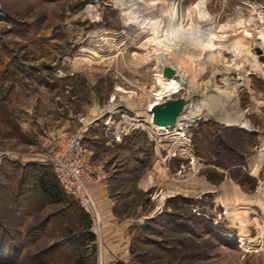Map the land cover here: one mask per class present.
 Returning a JSON list of instances; mask_svg holds the SVG:
<instances>
[{
    "label": "rangeland",
    "instance_id": "rangeland-1",
    "mask_svg": "<svg viewBox=\"0 0 264 264\" xmlns=\"http://www.w3.org/2000/svg\"><path fill=\"white\" fill-rule=\"evenodd\" d=\"M128 1L0 0V264H264V0H138L135 10ZM171 25L193 35L211 26L222 49H163ZM166 65L187 86L157 80ZM176 91L188 100L182 129H155L149 110ZM222 111L236 116L226 125L259 134L241 141L244 161L231 168L192 143L203 123L223 125ZM73 133L111 173L98 182L103 202L92 196L85 210L96 249L73 243L81 229L70 206L50 203L33 180L19 187L21 167L51 166ZM176 239L202 257L185 258L195 252Z\"/></svg>",
    "mask_w": 264,
    "mask_h": 264
},
{
    "label": "trees",
    "instance_id": "trees-1",
    "mask_svg": "<svg viewBox=\"0 0 264 264\" xmlns=\"http://www.w3.org/2000/svg\"><path fill=\"white\" fill-rule=\"evenodd\" d=\"M210 123L214 126L213 130L205 128L209 125V121H207L203 123L199 130L195 131L192 135V143L195 147V150H197V153L199 154L205 152L206 150L209 151L218 160L214 164L222 168H231L241 165L244 161V153L240 148L241 141H243V139H247L257 144L259 134L253 130L249 131L235 125H226L223 123L221 126L215 122ZM220 132H222V134ZM200 134L203 135V140L198 139ZM200 141H204L206 146L200 148V146L197 144ZM21 168L23 170V174L19 187L21 188L25 181L33 180L35 185H37L41 195L45 197L50 203L70 206L69 209L71 211L70 213L72 214L71 223L74 226L76 225L78 229H81L80 232L75 234L73 243H76L82 249H87L91 246L93 249H96V234L91 228L92 219L90 213L85 211L79 200L73 201L74 198L72 195L68 194L62 184H60L55 170H53L49 165H42L39 163H30L28 166ZM18 191H20V189H18ZM174 225L175 224L173 223V226ZM0 238L2 237L0 236ZM179 242L183 246H186V248H191V250L195 252V254H192V256L186 255L187 257L185 258H194L196 255H198V258L202 257L200 255L202 248L199 247L198 244L186 245L181 239L175 240V243ZM137 249L138 246L132 243L130 251L133 255L137 253ZM116 264H125V262L121 260Z\"/></svg>",
    "mask_w": 264,
    "mask_h": 264
},
{
    "label": "built area",
    "instance_id": "built-area-1",
    "mask_svg": "<svg viewBox=\"0 0 264 264\" xmlns=\"http://www.w3.org/2000/svg\"><path fill=\"white\" fill-rule=\"evenodd\" d=\"M48 162L65 191L79 200L86 211L94 207L90 185L98 184L101 174L92 162V153L80 133H73L53 152Z\"/></svg>",
    "mask_w": 264,
    "mask_h": 264
},
{
    "label": "bare ground",
    "instance_id": "bare-ground-1",
    "mask_svg": "<svg viewBox=\"0 0 264 264\" xmlns=\"http://www.w3.org/2000/svg\"><path fill=\"white\" fill-rule=\"evenodd\" d=\"M138 4H139V1L138 0H129L128 1V5H130L134 10L136 9V6L137 7H140V6H138ZM142 6V5H141ZM139 9H141V8H139ZM143 9H145V11H151L152 12V9H151V7L147 4V5H145V7L143 8ZM173 12H174V10H173ZM148 14H149V12H148ZM203 16L205 17V18H209V17H211L212 15L207 11V10H204V12H203ZM148 19V18H147ZM152 22H154L155 23V21H152L151 19H149V21H147V23H152ZM146 26V25H145ZM149 27H151L150 25H149ZM210 29H213L211 26H207V27H205V31L203 32V31H201V32H203V33H201V32H199V31H197V33H196V35H193L192 33H191V31H189V33H191V34H189L188 32H186V31H182V30H178V28L176 29L175 28V26L174 25H171L168 29H166V30H162L161 32V34H160V36L161 37H163V38H161V40H159V41H157V43H158V45H160V47H162L163 49H168V48H170L171 46H172V43L173 42H181V43H184V44H187V45H192V46H195V47H198V46H200V45H202V46H204V50L205 51H214V50H217V49H219V48H221V46L219 47V45L217 44V41L219 40V39H221L220 38V34H218V30L217 31H212V34H210V33H208L207 32V30H210ZM210 34V35H209ZM213 36V37H212ZM264 38V37H263ZM264 40V39H263ZM263 44H264V41H263ZM171 45V46H170ZM238 45V44H237ZM240 46H244L242 43L240 44ZM239 47V46H238ZM222 49V48H221ZM264 52V51H263ZM155 77H156V79L157 80H159V81H161V82H165L166 80H167V77L166 76H164L162 73H156L155 74ZM174 78H173V84L174 85H177V89H179L180 88V86H181V83H180V80H183V79H179V77L178 76H173ZM175 78H177V79H175ZM200 103V102H199ZM203 106L202 105H200V104H196V106H195V108H193V110L191 111L192 112V116H199V117H202V115H201V108H202ZM209 113V115H211V116H215V113L213 112V111H208ZM214 113V114H213ZM219 113V112H218ZM207 114V115H208ZM204 117V116H203ZM184 118L185 117H182L180 114L178 115V118H177V124L176 125H174V126H171V127H166V126H162V127H160V126H158V125H156V124H154L152 121H151V125L155 128V129H158V130H162V129H164V131H166V132H177L178 130H180V129H182L181 127H182V125H183V120H184ZM236 116H234V115H231L230 114V117H229V115L227 116V118H224V119H226V120H228V121H230V122H234V121H236ZM223 119V120H224ZM237 120L238 121H240V122H243L241 119L239 120L238 118H237ZM163 131V130H162ZM246 199V198H245Z\"/></svg>",
    "mask_w": 264,
    "mask_h": 264
},
{
    "label": "water",
    "instance_id": "water-1",
    "mask_svg": "<svg viewBox=\"0 0 264 264\" xmlns=\"http://www.w3.org/2000/svg\"><path fill=\"white\" fill-rule=\"evenodd\" d=\"M257 53L264 57L262 48L258 47ZM162 74L166 77H173L176 74V69L170 65H166L163 68ZM180 83L182 87L187 86L185 80H180ZM187 103L188 100L183 94H179V91H176L173 94H165L163 99L155 104L153 109L149 110V114L152 116V122L160 127H171L176 125L178 115L186 110ZM219 116H222L220 121L227 124V122L223 120L224 118H227V114L221 112L217 114V117ZM198 120L199 121H195L197 124L202 121L201 119Z\"/></svg>",
    "mask_w": 264,
    "mask_h": 264
},
{
    "label": "crops",
    "instance_id": "crops-1",
    "mask_svg": "<svg viewBox=\"0 0 264 264\" xmlns=\"http://www.w3.org/2000/svg\"><path fill=\"white\" fill-rule=\"evenodd\" d=\"M237 54H239V53H237ZM241 54H245L244 52L243 53H241ZM246 57H248L247 55H245ZM245 59H248V58H245ZM244 63H247V60L244 62ZM248 64V63H247ZM242 73V72H241ZM233 74V73H232ZM232 76H234V75H232ZM234 77H238V75L236 76H234ZM221 110H222V108H221ZM217 111V110H216ZM219 111V110H218ZM222 112H224V111H222ZM225 114H227V116L229 115V117H230V113L231 112H224ZM233 113H231V115H232ZM221 123H223V122H221ZM224 124H226V123H224ZM260 150L262 151L261 152V154H263L264 153V140L262 139V136H260ZM90 150V149H89ZM91 151V153L93 152L92 150H90ZM171 160H173V158L171 159V157L168 159V158H166V162H164V166H165V169H167V170H171V168H170V166H169V164H170V161ZM249 160V159H248ZM251 160V159H250ZM249 160V161H250ZM92 162L94 163V165L96 166V168H98V171H99V173L101 174V179L100 180H103V179H105V182L107 181V179H109V178H111V173L107 170V169H105V168H103L102 166H103V164H97L96 162H95V160H94V156H93V153H92ZM154 164V163H153ZM253 164H255V163H253ZM157 166V165H156ZM162 166V165H161ZM164 166H162V167H164ZM152 167H154V168H157V167H155V165H152ZM256 168L257 167H255L254 168V170L253 171H255L256 170ZM254 173V172H253ZM149 175V174H148ZM148 175H147V177H148ZM106 184V183H105ZM104 184V185H105ZM104 185H102V183L101 184H98V185H95V186H92V185H90V191H91V193H92V196H94V198H96V200L98 201V202H100V203H102L103 201H102V198L101 197H103L104 196V193H106L107 192V190H108V188H104ZM102 186V187H101ZM106 187H107V185H106ZM105 209V208H104ZM103 209V210H104ZM110 211V210H109ZM110 213H111V211H110ZM113 215V214H112ZM125 242H126V240H125Z\"/></svg>",
    "mask_w": 264,
    "mask_h": 264
}]
</instances>
